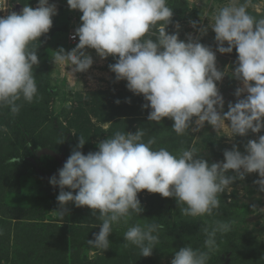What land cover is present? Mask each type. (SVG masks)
Returning <instances> with one entry per match:
<instances>
[{
  "label": "clouds",
  "instance_id": "1",
  "mask_svg": "<svg viewBox=\"0 0 264 264\" xmlns=\"http://www.w3.org/2000/svg\"><path fill=\"white\" fill-rule=\"evenodd\" d=\"M250 2L226 0L208 25L219 53L231 54L234 49L238 53L232 75L243 87L237 88V101L228 104L227 112L217 88L225 73L216 67V53L199 40L184 41L178 32L166 31L173 17L167 0H67L71 10L82 13V23L71 37H78L79 42L71 51H56L53 61L71 65L70 72L77 74L93 66L87 49L95 50L101 59L116 58L109 65L116 81H127L129 91L144 97L143 107L151 109L150 122L173 120L172 131L177 135L189 128L199 131L206 123L216 132L227 131L229 138L259 134L264 130V17L257 19L249 13ZM56 14L54 4L39 0L36 8L25 5L20 13L0 17V108L16 114L21 107L18 101L31 103L37 95L33 67L40 61L31 49L49 33ZM208 27L200 29L201 33L206 34ZM144 134L142 129L135 134L117 131L98 144V151L85 155L73 150L59 178L49 180L60 189V210L53 212L63 217L70 203L91 209L93 216L99 212L100 231L88 240L93 248L109 249L113 225L127 224L133 212H141L138 194L145 190L175 198L181 214L193 218L211 215L219 207L218 194L248 174L258 173L255 183L264 192V135L248 140L244 154L234 145L224 151V161L209 164L195 148L178 155L165 148L153 150L155 138L144 142ZM85 143L79 136L77 149ZM19 162L17 157L8 161ZM162 228L155 223L130 226L123 236L124 247L135 245L141 256L150 257L159 239L154 233ZM229 230L230 224L223 222L206 228L207 251L182 247L175 251L171 264H207L217 249V233Z\"/></svg>",
  "mask_w": 264,
  "mask_h": 264
},
{
  "label": "rangeland",
  "instance_id": "2",
  "mask_svg": "<svg viewBox=\"0 0 264 264\" xmlns=\"http://www.w3.org/2000/svg\"><path fill=\"white\" fill-rule=\"evenodd\" d=\"M38 2L9 0L5 9L0 6V17L17 13L19 6L36 8ZM49 3L58 8L53 26L31 49L37 52L40 61L33 67L37 95L31 103L18 101L21 107L16 114L9 108H0V257H7L12 264H38L36 258L52 255L56 243H67L68 253L77 252L81 261L171 264L175 251L182 247L207 251L204 230L223 222L230 224V230L217 233V249L210 254L207 264H264V192L255 183L260 178L258 173L237 179L218 194L219 207L202 217L182 215L175 198H164L146 190L140 192L141 212H133L127 224L113 225L107 250L88 244L100 231L99 212L93 216L91 209L78 208L74 203L67 205L63 217L53 212L60 210L57 201L60 189L49 183L50 178H59V170L73 150L85 155L98 151V144L117 131L135 134L142 129L144 142L155 138L153 150L165 148L178 155L195 148L197 155L212 164L224 161V151L234 145L244 154L248 140H257L264 130L229 138L227 131L216 132L206 123L199 131L189 128L184 135H177L172 131L171 119L150 122L151 109L143 107L147 103L144 97L129 91L127 81L117 82L110 71L109 65L116 58L101 59L95 50L87 49L94 60L93 66L88 72L77 74L70 72L71 65L54 63L56 51L61 48L71 51L76 47L68 36L81 25L82 13L71 10L67 0H49ZM225 3L226 0H167L173 17L166 31L178 32L184 41L189 37L199 40L216 53V67L225 73L217 88L224 99L223 111L227 112L228 104L237 101V88L243 87L232 75L238 53L235 49L231 54L219 53L215 33L208 27L214 13ZM248 11L257 19L264 17V0H251ZM204 27H208L206 34L200 31ZM79 136L86 142L83 149H77ZM12 157L20 162L9 164ZM152 223L162 224L163 228L154 233L159 239L150 257L141 256L135 245L124 247L123 236L128 227ZM83 226L96 231L78 233L76 228ZM71 240L75 245L70 244Z\"/></svg>",
  "mask_w": 264,
  "mask_h": 264
},
{
  "label": "trees",
  "instance_id": "3",
  "mask_svg": "<svg viewBox=\"0 0 264 264\" xmlns=\"http://www.w3.org/2000/svg\"><path fill=\"white\" fill-rule=\"evenodd\" d=\"M78 233L80 231L82 232H89V231H96V229L88 226H83V227H78L76 228ZM91 232V233H92ZM90 234V233H89ZM71 245H75L73 241L71 240ZM70 246V245H69ZM69 246L67 243H60L59 245L56 243L55 246L53 247V253L52 255H47L46 257H40V260L36 258L38 264H100L102 262L100 261H88L84 260L81 261L80 257H78L77 252L68 253L69 252ZM87 247V245H86ZM77 255V257H74ZM25 260H28L27 257H23ZM7 262V263H6ZM24 262V261H23ZM12 264V261L9 262L7 257H0V264ZM27 264V263H25Z\"/></svg>",
  "mask_w": 264,
  "mask_h": 264
},
{
  "label": "built area",
  "instance_id": "4",
  "mask_svg": "<svg viewBox=\"0 0 264 264\" xmlns=\"http://www.w3.org/2000/svg\"><path fill=\"white\" fill-rule=\"evenodd\" d=\"M8 2H9V0H0V6L1 7L3 6V9H5L7 7V5L9 4ZM75 30L76 29H72V31L70 32V34L68 36L69 37V41H70V43L72 45H76L79 42L78 37L75 40L71 38L75 34Z\"/></svg>",
  "mask_w": 264,
  "mask_h": 264
},
{
  "label": "water",
  "instance_id": "5",
  "mask_svg": "<svg viewBox=\"0 0 264 264\" xmlns=\"http://www.w3.org/2000/svg\"><path fill=\"white\" fill-rule=\"evenodd\" d=\"M23 7L22 6H19L17 8V13H20L22 11ZM58 11V8L56 7V12Z\"/></svg>",
  "mask_w": 264,
  "mask_h": 264
}]
</instances>
